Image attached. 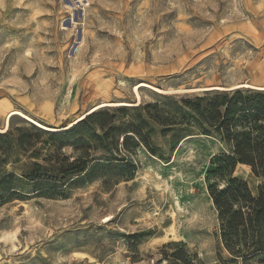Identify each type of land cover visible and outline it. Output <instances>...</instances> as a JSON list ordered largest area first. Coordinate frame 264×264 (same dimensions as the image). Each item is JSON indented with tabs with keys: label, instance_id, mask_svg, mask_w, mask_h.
<instances>
[{
	"label": "rangeland",
	"instance_id": "obj_1",
	"mask_svg": "<svg viewBox=\"0 0 264 264\" xmlns=\"http://www.w3.org/2000/svg\"><path fill=\"white\" fill-rule=\"evenodd\" d=\"M242 84L264 87V0H0V264H264V213L224 242L209 193L264 186Z\"/></svg>",
	"mask_w": 264,
	"mask_h": 264
},
{
	"label": "trees",
	"instance_id": "obj_2",
	"mask_svg": "<svg viewBox=\"0 0 264 264\" xmlns=\"http://www.w3.org/2000/svg\"><path fill=\"white\" fill-rule=\"evenodd\" d=\"M234 145V155L236 158H238L240 162H246V164L254 166L255 160L246 157L247 153L249 154L251 152V145L246 135L241 134L237 136ZM226 160L231 162L233 166L235 165L233 158L226 157ZM259 162H261V160H259ZM253 169L255 173L256 169ZM262 171H264V168ZM262 176L264 178V172ZM227 184L228 185L221 190L217 189L215 186L209 188L210 197L218 211L221 230L224 232L222 234V240L224 242H226L225 238L231 230L233 231L234 229L245 227V211H248V218H251L253 215L259 216L261 213H264V186L259 189L258 198L254 199L250 196L246 183L238 180H231ZM240 189H244L245 193H247L245 197L242 196ZM236 204L240 206L239 211L233 214V206ZM257 247L259 248L258 250L264 251V244L258 245Z\"/></svg>",
	"mask_w": 264,
	"mask_h": 264
},
{
	"label": "bare ground",
	"instance_id": "obj_3",
	"mask_svg": "<svg viewBox=\"0 0 264 264\" xmlns=\"http://www.w3.org/2000/svg\"><path fill=\"white\" fill-rule=\"evenodd\" d=\"M81 1H85V0H78V2H81ZM140 86H143V87H147V88H152L151 86H149V85H147V84H145V83H142V84H140ZM240 87H244V88H248V87H254V88H257V89H264V87H255V86H253V85H249V84H242V85H238V86H236V87H234V88H240ZM209 88V87H208ZM223 88V87H222ZM152 89H154V90H156L155 88H152ZM211 89H213V88H211ZM215 89H219V91H220V89L221 88H215ZM196 90V89H195ZM202 90V89H201ZM229 90V89H228ZM188 92V91H187ZM135 95H136V98H137V100H138V102L140 101V97H139V94L135 91ZM113 107V106H132V104H128V103H111V102H103L102 101V103L101 104H99V105H97V106H95L93 109H92V112H95V111H97V110H99V109H102V108H105V107ZM91 112V111H90ZM87 114V113H86ZM12 116H17V117H20V118H23V119H25L26 121H28V122H30L31 124H33L34 126H36V127H38V128H41V129H43V130H47V131H53V132H58V131H60V130H63V129H60V128H56V129H50V128H47V127H45V126H42L41 124H39L38 122H36V121H34L33 119H31L30 117H28V116H26V115H24L22 112H20V111H11L10 113H8L7 114V116H6V118H5V129H4V131L8 128V120H9V118H11ZM83 118H84V115L83 116H81V117H79V118H77V120L76 121H74V122H72L70 125H68V127H66V128H64V129H67V128H70L72 125H75V124H77L79 121H81V120H83Z\"/></svg>",
	"mask_w": 264,
	"mask_h": 264
}]
</instances>
